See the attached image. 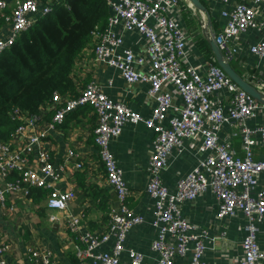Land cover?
<instances>
[{"label": "built area", "instance_id": "built-area-1", "mask_svg": "<svg viewBox=\"0 0 264 264\" xmlns=\"http://www.w3.org/2000/svg\"><path fill=\"white\" fill-rule=\"evenodd\" d=\"M55 1L0 0V19L9 27V34L0 38V54L34 24L38 14H48ZM204 1L225 59L231 64L236 62L244 44L242 37L252 29L255 42L247 49L264 64V0ZM104 2L109 14L106 25L92 31L97 38L93 58L116 68L129 85L147 82V95L155 100L151 115L142 116L114 101L95 81H88L77 95L54 93L36 112H17L19 124L8 140L0 142L2 214L9 217L18 210L9 197H17L19 193L26 196L34 188L48 190L46 207L49 210L67 209L76 192L53 186L61 176L40 142L62 124L70 112L88 106L96 115L93 141L106 181L117 195L118 210L108 212L106 228L100 234H82L78 217H64L69 231L76 235L75 255L80 260H86L87 264H144L142 252L124 246L128 231L142 223L143 217L128 207L129 187L109 147L110 140L121 134L125 123H143L153 133L146 183V191L154 201L152 224L157 229L150 244L155 255L153 264H177V258L187 259L186 264H206L202 255L204 240L209 237L207 230L198 228L182 214L181 203L194 200L207 189L217 201L214 219L221 227L219 239L222 242L225 243V221L238 212L244 216L245 236L235 264H264V242L258 241V223H264V187L258 188L259 176L264 173V150L258 157L255 151L258 141L264 143V123L253 127L248 124L258 114H264V105L237 86L213 58L203 64L204 71L201 65L189 63L188 45L202 40L203 36L202 32L196 35L183 25L184 11L199 14L185 0ZM217 18L223 20L222 24L217 23ZM117 25L122 26L123 32L136 31L144 37L140 53L128 48L119 51L123 37L112 30ZM249 81L264 91L262 79L255 77ZM225 124L230 132L222 138L221 129ZM233 137L239 139L242 155L237 154ZM185 141H192L193 150L205 156L198 158L178 180L176 190L170 191L161 173L172 151L182 153L186 149ZM34 147L37 156L32 162L28 155ZM67 154L73 156L74 152L69 150ZM76 167L81 165L76 164ZM49 219L58 220V216L51 214ZM2 229L0 223V264H8L4 259L8 243L1 239ZM110 237L114 238L113 248L99 250ZM124 250L128 260L121 257ZM27 257L34 264H57L37 249H29Z\"/></svg>", "mask_w": 264, "mask_h": 264}, {"label": "crops", "instance_id": "crops-1", "mask_svg": "<svg viewBox=\"0 0 264 264\" xmlns=\"http://www.w3.org/2000/svg\"><path fill=\"white\" fill-rule=\"evenodd\" d=\"M41 1L44 3L52 0ZM183 15V25L194 34H201L197 14L184 11ZM217 19V23L222 24L223 20ZM112 30L115 34H122L123 43L119 51L128 48L137 54L143 49L144 37L136 31L123 32L121 25L113 27ZM8 34V24L0 19V38ZM254 36L255 30L252 29L243 35L244 44L234 65L246 78L256 77L262 79L264 83V64L247 49L249 44L255 42ZM187 59L190 64L201 65V70H205L203 64L209 59V53L201 39L188 45ZM82 60L84 61L82 72L88 81L97 82L104 93L114 101L125 104L142 116L151 115L155 100L147 95L149 88L147 82L127 84L116 68L96 62L91 51L88 55L85 54ZM143 70L147 71V68L144 67ZM80 88L81 86L78 87L79 91ZM95 123L94 111L86 106L70 112L62 124L42 137L40 146L48 152L61 176L53 186L60 190L74 189L76 196L64 211L49 210L46 207L47 189L34 188L30 189L26 196L19 193L17 197H9V201L16 204L18 210L9 217L4 216L0 210V223L3 226L1 239L8 243L4 253V259L8 264H34L27 257L31 248L50 256L57 264H87L86 260H80L75 255L74 246L77 238L69 231L64 217L68 215L78 217L79 231L82 234H100L106 228L108 212L118 210L117 195L106 181L98 148L93 141ZM263 123L264 114H258L248 121L251 127ZM229 132V126L223 125L221 137L225 138ZM232 143L236 146L237 154L242 155L239 139L233 137ZM152 145L153 133L143 123H125L121 134L112 138L109 145L129 187L128 207L143 217L142 223L128 231L124 246L125 249L133 248L142 252L144 264H153L155 255L150 250V244L157 235V229L152 224L154 201L146 191L147 164ZM185 145L186 149L182 153L172 151L168 165L161 173V178L170 191H175L178 180L197 163L198 158L205 156L204 153L200 154L193 150L192 141H185ZM69 150L74 152L73 156H68ZM263 150L264 143L258 141L255 148L256 156H260ZM36 156L37 148L34 147L28 155L29 161L33 162ZM76 164H80L81 167H76ZM259 187H264V173L259 176ZM216 210L217 201L210 189L194 200L181 203L182 214L198 228L207 230L209 235L204 240L202 260L206 264H235V260L240 257L241 242L245 236L244 216L238 212L229 221H225L224 243L219 239L221 227L214 219ZM51 214L58 216V220L51 221L49 219ZM258 228V241L263 244L264 223H258ZM113 246L114 238L110 237L98 249L109 251ZM121 257L128 260L126 250L122 252ZM176 262L186 264L187 259L177 258Z\"/></svg>", "mask_w": 264, "mask_h": 264}, {"label": "trees", "instance_id": "trees-1", "mask_svg": "<svg viewBox=\"0 0 264 264\" xmlns=\"http://www.w3.org/2000/svg\"><path fill=\"white\" fill-rule=\"evenodd\" d=\"M108 14L104 0H57L0 54V142L19 124L17 112H36L54 93L77 95L85 86L82 59L97 40L92 31L106 25Z\"/></svg>", "mask_w": 264, "mask_h": 264}, {"label": "water", "instance_id": "water-1", "mask_svg": "<svg viewBox=\"0 0 264 264\" xmlns=\"http://www.w3.org/2000/svg\"><path fill=\"white\" fill-rule=\"evenodd\" d=\"M185 1L194 7L200 15L201 19L199 24L201 25L202 36L207 42L216 64L237 86L253 97L256 101L264 105V91L258 89L249 81L248 78L238 71L230 62H228L219 49L216 42L215 32L213 30L211 14L206 5L201 0Z\"/></svg>", "mask_w": 264, "mask_h": 264}, {"label": "rangeland", "instance_id": "rangeland-1", "mask_svg": "<svg viewBox=\"0 0 264 264\" xmlns=\"http://www.w3.org/2000/svg\"><path fill=\"white\" fill-rule=\"evenodd\" d=\"M203 1H204V0H203ZM204 4H205L206 7H207V2L204 1ZM197 16H198L199 19H201L199 14H197ZM216 30H217V29H216ZM203 44H204V43H203ZM9 216H11V215H9Z\"/></svg>", "mask_w": 264, "mask_h": 264}]
</instances>
